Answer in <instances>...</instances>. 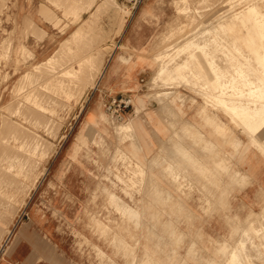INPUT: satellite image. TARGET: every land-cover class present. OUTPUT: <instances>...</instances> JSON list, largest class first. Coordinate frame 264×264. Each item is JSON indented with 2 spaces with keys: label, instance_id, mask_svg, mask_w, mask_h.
<instances>
[{
  "label": "rangeland",
  "instance_id": "rangeland-1",
  "mask_svg": "<svg viewBox=\"0 0 264 264\" xmlns=\"http://www.w3.org/2000/svg\"><path fill=\"white\" fill-rule=\"evenodd\" d=\"M50 1L67 18L68 15L73 16L75 12L81 14L84 11H89L95 0H85L88 2L86 5L78 3L84 0ZM113 1L102 2L94 14H89V18L96 15L99 21L95 20V22L85 24L84 29L88 31L85 33L86 35L82 36L83 33L81 32L79 37L73 39L72 46L81 49L80 52L61 53L50 63L34 69L36 60L31 49L26 45L24 46L22 42L19 43L18 48L15 46L17 33H22L19 30L20 23L17 19L6 17L10 11L9 2L8 0H0V239L3 242V247L0 246V264H27L35 251L32 241L39 244L40 251L43 253V255L36 254L37 264H48L49 260L53 262L56 260L54 264H158L154 261V254L149 248L150 237H145L146 243L142 245L140 240L138 241L133 236V231L145 235L146 231L139 230L140 223L132 222L129 214L125 212L122 214L120 208L109 203L110 194L116 195L120 188L122 191L124 190L123 192L130 193L129 190L136 187L135 177L137 174L129 157L118 151L120 153L118 161L120 163L123 161L122 164L112 168L105 165L106 173L100 176L101 180L96 183L93 181L87 183V191L90 188L92 190L85 198L72 200L66 196V187L62 186V183L66 184V174L56 179L58 170L59 173H63L62 169L65 170L63 160L66 157L68 147L83 125L79 112L83 105H86V102L90 103L93 98L86 97L88 90L94 91L91 90L89 82L91 83L94 79L97 80L104 69L105 65L103 64L98 67L100 65L98 53L104 56L112 51L116 44V38L109 35L119 34L124 25L137 13V10H133L127 0H115L114 3ZM242 1L174 0L169 11L168 18L170 20L163 25L160 38L155 44L154 54L159 65L156 74L164 73V79L156 81L157 83L148 84L145 93L150 97L164 96L168 99L192 97L191 105H198L202 101L206 108L221 112V109H216L214 98L203 99L196 90L198 88L200 90V87L186 84L189 77L182 78L178 74L191 62L201 78L209 84V88L213 91L216 88L214 82H217V79L205 62L206 58L209 59L207 55L210 54H208L210 48H208L209 51H206V46H204L211 45L214 47V43L211 44L210 39L212 37L210 38V36H206L203 40L204 36L201 33L203 27L213 20L214 26L218 25L223 31V33L220 31L221 33L218 35L214 32V41L215 36L217 38L219 36L221 40H218L223 41L222 44L228 46L227 49L235 56L239 57V53L246 54L255 65L261 63L260 56L263 57L264 49H260L259 46L261 44L264 46V40L261 42L259 37H263L264 33H261L259 24L260 21H263L261 25H264V0ZM233 2H237L236 5H233ZM249 3L250 6L254 3L251 7L249 6L250 10H248L249 7L241 10L243 6ZM114 4H117L116 8ZM223 14H228V17L223 22L220 21V25L215 19ZM102 17H107L108 20L106 22L100 21ZM256 18L258 19L256 20ZM124 20L126 21L124 22ZM78 22L79 20L76 18L74 23ZM99 25L102 27L100 28ZM36 29L39 31V28L32 21L25 24L26 35L31 34V32L34 34ZM109 29H112L111 32ZM198 29L200 32L197 31ZM242 29L252 31L254 34L249 35L247 33L245 37L240 34L239 30ZM89 33L91 36H88ZM107 34L109 35L106 36ZM206 39L208 41H205ZM228 43L230 44L228 45ZM190 45L191 47H189ZM199 46H201L200 48L203 47L202 49L205 51L201 50ZM230 46L231 48H229ZM212 51L214 52V49ZM204 52L206 58L203 56ZM95 53L97 56L93 55ZM178 64L179 66H177ZM77 65L79 72L77 70L74 72ZM252 65L248 63L247 69L260 77ZM166 67L168 70L164 69ZM67 71H69L66 73L68 76L64 75ZM29 72L30 74H28ZM87 72L92 74L86 85H83V76ZM228 79L230 81L231 78ZM97 88L96 86L95 90ZM183 90L186 94L181 93ZM83 93L85 99L82 97ZM211 94L214 95V93ZM228 96L230 95H227L226 98L228 102L236 100V97ZM255 98L252 97L254 105H263L262 102L258 103ZM139 103L142 104L140 99ZM253 111L254 108H250L246 111L247 113L241 112L242 116L237 119L239 124L233 123L234 127L246 129L244 121ZM101 118L102 120L106 119L104 114ZM131 126L134 129V126L129 123L121 126L119 130L120 132H129ZM78 140L81 143L85 141L82 130L78 135ZM96 145L100 147L98 144ZM140 172L142 174V171ZM141 177L143 176L141 175ZM57 180L59 183L56 182ZM104 205L112 207L111 209L115 208L120 213V219H116L112 213L104 216V222L102 221L101 224L108 228L107 232H103L102 228H98L99 226L93 221V217L97 216V214H93L94 209ZM252 219L253 217L249 214L246 219L247 226L243 228L242 232L249 230L254 237V232L259 230L264 235L263 224H256L252 228L249 226ZM117 232H120L121 236ZM97 236L103 240L104 246L99 247L96 244ZM119 240L120 242H118ZM218 240L220 241V239ZM258 240L256 237L257 243H259ZM237 245L229 247L228 244L224 243L219 251L222 254L228 252L231 255ZM215 247L218 248L214 245ZM259 248L261 254V249L264 250V243H260ZM202 253L204 257L208 255L210 258L211 247H204ZM214 254H217V251ZM230 255L225 264L230 263ZM252 255L253 263H264V258L261 257L262 261H260L259 255L255 251ZM214 257L212 261H203V264H214Z\"/></svg>",
  "mask_w": 264,
  "mask_h": 264
},
{
  "label": "crops",
  "instance_id": "crops-1",
  "mask_svg": "<svg viewBox=\"0 0 264 264\" xmlns=\"http://www.w3.org/2000/svg\"><path fill=\"white\" fill-rule=\"evenodd\" d=\"M105 1L95 0L89 11L65 18L50 0H8L10 11L6 17L17 19L22 32L17 33L15 46L18 48L22 42L31 49L36 60L34 68L50 63L61 53H78L81 49L72 46L73 39L81 32L82 36L86 35L85 24L99 21L96 15L89 18V14H94ZM78 3L86 5L88 2ZM173 3L174 0H144L121 33L106 35L116 38L115 48L108 55L98 53V67L105 65L104 71L98 88L86 90V97L93 98L79 112L83 125L68 147L63 160L65 170L62 169L63 173L58 170L56 179L66 174V184L61 182L66 187V196L72 200L85 198L92 190L87 191V183L99 182L100 176L106 173L105 165L112 168L122 164L123 161H118L120 151L132 160L137 176L136 187L129 190L130 193L118 190L120 203L124 201L119 206L130 210L126 214L131 216L132 222L140 223L139 230L146 231L145 235L133 231V236L142 245L146 243L145 237H150L149 248L156 263L203 264L216 255L214 264H225L229 253L222 254L221 246L226 243L233 247L238 243L230 255L233 263L229 260V264H255L250 254L255 250L259 259L264 258V250L261 249V254L259 251L264 235L257 230L253 237L249 230H242L247 226L249 214L253 217L249 222L251 228L256 224L264 225V152L256 146L260 143L255 141L254 144L241 128L234 127L230 116L205 108L202 101L193 106L192 97L168 99L145 93L158 71L155 44L163 25L170 20ZM76 18L79 22L75 24ZM107 20V17L100 19ZM31 21L39 31L26 35L24 25ZM239 31L245 37L247 33L254 34L246 29ZM76 70H79L78 65L74 72ZM67 72L64 75L68 76ZM91 74L87 72L83 76V85ZM181 93L186 94L184 90ZM126 98L132 103L127 114L118 117L108 112L112 100ZM129 123L134 129L131 126L129 132H120L119 128ZM81 130L83 143L78 140ZM111 208L99 206L93 214H97L101 222L108 213L120 219V213ZM120 211L125 214L121 208ZM95 242L99 247L104 246L98 236ZM204 247H211L210 258L203 256ZM235 251L238 258L234 256V259Z\"/></svg>",
  "mask_w": 264,
  "mask_h": 264
},
{
  "label": "bare ground",
  "instance_id": "bare-ground-1",
  "mask_svg": "<svg viewBox=\"0 0 264 264\" xmlns=\"http://www.w3.org/2000/svg\"><path fill=\"white\" fill-rule=\"evenodd\" d=\"M244 2H246L245 0H243ZM242 1V2H243ZM115 2V0L113 1V3ZM205 2V1H204ZM230 2V1H229ZM224 3V2H223ZM234 4L233 5H236V3L235 2H233ZM229 4V3H228ZM231 4V3H230ZM239 4H240V2H239ZM254 4V3H253ZM252 4V5H253ZM117 5V4H116ZM115 4H114V7L116 6ZM251 5V6H252ZM119 6V5H118ZM226 7H227V5H225ZM229 6V5H228ZM250 6V3L249 4H247V5H245V6H243L242 8H241V10H244V8H246V7H249ZM250 6V7H251ZM112 7V6H111ZM110 7V8H111ZM201 7V6H200ZM231 7V6H230ZM248 8V10H250L251 8ZM109 8V9H110ZM116 8V7H115ZM120 8V7H119ZM121 9V8H120ZM122 10V9H121ZM117 11V10H116ZM229 11V10H228ZM255 11V10H254ZM119 12V11H118ZM123 12H125V11H123ZM236 12V11H235ZM76 13V12H75ZM129 13V12H128ZM187 13V12H186ZM241 14H242V12H240ZM253 13V12H252ZM118 14V13H117ZM230 14V13H229ZM240 14V15H241ZM239 15V14H238ZM257 15V14H256ZM124 16V15H123ZM231 16H234V15H231ZM231 16H229V17H231ZM251 16V15H250ZM91 17H93V16H91ZM118 17V16H117ZM120 17V16H119ZM125 17V16H124ZM128 17V16H127ZM228 17V14H223V15H221V16H218L215 20L217 21V22H219L218 24H220V21L221 22H223L224 21V19L225 18H227ZM122 18V17H121ZM258 18H259V16H258ZM258 18H256V20L258 19ZM264 18V17H263ZM92 19V18H91ZM253 19H254V17H253ZM126 20H124V22H125ZM123 22V23H124ZM256 22V21H255ZM261 23H263V21H260ZM216 23V22H215ZM261 23L259 24V28L261 29V33H264V25L262 26L261 25ZM217 24V23H216ZM32 25H33V23H32ZM221 25V24H220ZM25 26V25H24ZM28 27H30L29 26V24H28ZM33 27V26H32ZM124 27H125V25H124ZM124 27L122 28V30L124 29ZM258 27V26H257ZM121 28V27H120ZM202 28V27H201ZM200 28V29H201ZM28 29V28H27ZM30 29V28H29ZM223 29V28H222ZM37 30V29H36ZM202 30V29H201ZM262 30H263V32H262ZM15 31V30H14ZM27 31V30H26ZM120 31V30H119ZM197 31H199L200 32V30L198 29ZM221 28L218 26V25H215L214 26V20L212 21V22H210L209 24L207 23L204 27H203V31L201 32L202 34H203V40H204V38L206 37V36H210V40H211V44L212 43H214L213 45H214V47H212L211 45H204V46H206L205 47V49H206V51H209L208 50V48H210V51L208 52V54L209 55H207V56H209V59H207L206 58V53L203 55L204 56V58H206L205 59V62H206V64L208 65V67H209V69L211 70V73L213 74V75H215V77H216V79H217V82H214V84H215V86H216V88L214 89V91L212 90V89H210L209 88V84L207 83V82H205L202 78H201V76H200V74H199V72L191 65V62H190V65H188V66H186V68L184 69H182V70H180L179 71V76L180 77H182V78H184V77H189V78H187L188 80V82L186 83V84H188V85H194V86H198V87H200V90H199V88L198 89H196L197 90V93L201 96V97H203V99H210V98H214V100H216V102H215V105H216V109H221L225 114H227L228 116H230V118H231V120L230 121H232L233 123H236V124H239L238 122H237V119H239V117H241L242 116V114H241V112H245V113H247L246 111H248V110H250V108H254V111H253V113L252 114H250L249 116H248V118L249 117H252V116H255L256 115V113H258L260 110H261V108H264V98H262V95H261V90L262 89H264V83H262V81H264V54H263V52H262V54H263V57L261 58V56H260V59H261V63L260 64H256L255 65V63L253 62V60L249 57V56H247L246 54H241V53H239L240 55H238L239 57H237V56H235L234 54H232L227 48H228V46L226 47V45H224V44H222V42L221 41H219L218 39H220L219 38V36H218V38L215 36V41H214V32H215V34L216 35H218V33H223V31H221ZM31 32V31H30ZM125 32V31H124ZM32 33V32H31ZM39 33V32H38ZM119 33H121V31L119 32ZM196 33H198V32H196ZM260 33V32H259ZM261 33H260V35H261ZM200 34V33H199ZM199 34H197L198 36H199ZM39 35H41V34H39ZM181 35V34H180ZM197 35H194V36H196V37H198ZM219 35H221V34H219ZM31 36V35H30ZM192 36V35H191ZM263 37H259L260 38V40H261V42L264 40V34L262 35ZM32 37V36H31ZM46 37V36H45ZM195 37V38H196ZM220 37H222V36H220ZM38 38H39V36H38ZM185 39H187V37H185ZM184 39V40H185ZM189 39V38H188ZM201 39V38H200ZM208 39V38H207ZM205 40V41H208V40ZM190 40V39H189ZM197 40V39H196ZM195 40V41H196ZM221 40V39H220ZM225 40V39H224ZM176 41H177V39H176ZM202 41V40H201ZM200 41V42H201ZM213 41V42H212ZM178 42V41H177ZM194 43V42H193ZM192 43V44H193ZM197 43V42H196ZM203 43H205V42H203ZM207 43H209V42H207ZM224 43H225V41H224ZM178 44V43H177ZM185 45H186V43H184ZM183 44V45H184ZM200 44V43H199ZM230 43H228V45H229ZM175 45V44H174ZM182 45V46H183ZM194 45H195V43H194ZM175 46H177V45H175ZM193 46V45H192ZM197 46H198V43H197ZM181 47V46H180ZM189 47H191V45L189 46ZM188 47V48H189ZM195 47V46H194ZM201 46H199V48H200ZM242 47H243V45H242ZM115 48V47H114ZM117 48V47H116ZM119 48H120V46H119ZM173 48V47H172ZM196 48V47H195ZM203 48V47H202ZM202 48H200L201 50H204V49H202ZM229 48H231V46L229 47ZM259 48L261 49H264V46L261 44L260 46H259ZM6 49V48H5ZM113 49V48H112ZM169 49V48H168ZM174 49H175V47H174ZM173 49V50H174ZM186 49V48H185ZM190 49V48H189ZM193 49V48H192ZM214 49V52L212 51ZM238 49V48H237ZM170 50V49H169ZM168 50V51H169ZM177 50V49H176ZM175 50V51H176ZM234 50H236V49H234ZM191 51V50H190ZM199 51V50H198ZM205 51V50H204ZM233 51V50H232ZM28 52V51H27ZM182 52H183V50H182ZM195 52V51H194ZM202 52V51H201ZM235 52V51H234ZM24 53V52H23ZM190 53V52H189ZM193 53V52H192ZM203 53V52H202ZM201 53V54H202ZM235 53H237V52H235ZM180 54H181V52H180ZM184 54V53H183ZM163 55H165V54H163ZM166 56V55H165ZM169 56V55H168ZM171 56V55H170ZM179 56V55H178ZM183 57V56H182ZM192 57V56H191ZM173 58H175V57H173ZM180 58V57H179ZM203 58V57H202ZM258 58H259V56H258ZM176 59V58H175ZM174 59V60H175ZM161 60V59H160ZM177 60V59H176ZM175 60V61H176ZM184 60V59H183ZM182 60V61H183ZM204 60V59H203ZM197 61V60H196ZM170 62V61H169ZM174 63H176L177 64V62H174ZM249 63V65L251 64H254V65H252V67L255 69V71H257L256 73H258L259 75H260V77H257L256 75H254V74H252L248 69H247V64ZM165 64H167V63H165ZM170 64V63H169ZM163 65V64H162ZM185 65V64H184ZM199 65V64H198ZM197 65V66H198ZM167 66H168V64H167ZM177 66H179V64L177 65ZM200 66V65H199ZM169 67H172V66H169ZM168 67V68H169ZM37 68V67H36ZM36 68H34V69H36ZM163 68V67H162ZM173 68V67H172ZM250 68V67H249ZM164 69H167V67L166 68H164ZM179 70V68H176V70ZM168 70V69H167ZM172 70V69H171ZM201 70V69H200ZM79 71V70H78ZM101 71V70H100ZM103 71H104V69L101 71V73L99 74V76H98V78H97V80L96 79H94V81H91V83L89 82V84L91 85V89H95L96 88V86H97V84H98V81H99V79H100V77H101V75L103 74ZM203 71V70H202ZM35 72V71H34ZM177 72V71H176ZM201 72V71H200ZM68 73V72H67ZM72 73V72H71ZM170 73V72H169ZM28 74H30V72L28 73ZM167 74V73H166ZM171 74V73H170ZM211 74V75H212ZM71 75H73V73L71 74ZM205 75V74H204ZM204 75H203V77H204ZM28 76V75H27ZM164 73H162V74H156V76H155V78H154V80H153V82L152 83H154V82H156V81H161L162 79H164ZM172 76V75H171ZM209 76V75H208ZM173 78H174V76H173ZM228 78H231L230 79V81H229V79ZM215 79V80H216ZM96 80V81H95ZM177 80V79H176ZM183 80V79H182ZM181 80V81H182ZM185 80H186V78H185ZM184 80V81H185ZM29 83V82H28ZM151 83V82H150ZM151 83V84H152ZM157 83V82H156ZM181 83V82H180ZM213 84V83H212ZM210 85H211V83H210ZM25 86V85H24ZM163 86V85H162ZM212 87V86H211ZM22 88V87H21ZM211 93H214V95L212 96V94ZM164 94V93H163ZM165 94H169V93H165ZM227 95H230V96H228V97H236V100H233V101H230V102H228V99H226L227 98ZM168 96V95H167ZM164 97V96H163ZM252 97L253 98H255V97H257V98H255L257 101H258V103L259 102H262V104L263 105H259V104H257V105H254V103H253V101H252ZM12 104H14V103H12ZM162 104V103H161ZM165 104V103H164ZM194 104V103H193ZM206 108V107H205ZM8 109V108H7ZM10 109V108H9ZM203 109V108H202ZM205 110V109H204ZM203 110V111H204ZM202 112V111H201ZM206 114V113H205ZM19 117V116H18ZM248 118H246L245 119V121H244V123H245V128L246 129H242L243 130V132L242 133H245L246 134V136H249V138H252L253 139V137H252V133H249L248 134V132H250L249 131V129H248V127L246 126L248 123H250V121H249V119ZM5 118H3V121H5L4 120ZM215 119V118H214ZM7 121V120H6ZM215 121H219V119H215ZM14 123V122H13ZM189 123V122H188ZM223 123V122H222ZM222 123H221V125H222ZM231 123V122H230ZM220 124V123H219ZM16 127V126H15ZM224 127V126H223ZM3 128V127H2ZM18 129V128H17ZM19 129H22V128H19ZM222 129V128H221ZM3 130V129H2ZM197 131V130H196ZM262 131H264V130H262ZM198 132V131H197ZM200 134V133H199ZM260 135H261V131H257L256 133H255V137H256V140L255 141H257V142H259V143H261V140L259 139V137H260ZM7 136V135H6ZM229 136V135H228ZM4 137V136H3ZM0 138H1V136H0ZM119 139V138H118ZM230 139V138H229ZM234 139V138H233ZM4 140V139H3ZM3 140H1V141H3ZM206 140V139H205ZM225 141V140H224ZM233 141H235V139L233 140ZM209 142V141H208ZM226 142V141H225ZM196 143H197V139H196ZM210 143V142H209ZM2 145V144H1ZM210 146H211V144H209ZM238 145V144H237ZM37 146H38V144H37ZM212 147H213V145H212ZM2 148V147H1ZM4 148V147H3ZM208 148V147H207ZM210 149H212L211 147H210ZM186 150V149H185ZM176 151V150H175ZM10 152V151H9ZM173 152H174V150H173ZM3 154V153H2ZM176 157V156H175ZM193 157V156H192ZM28 158V157H27ZM129 159V158H128ZM185 159V158H184ZM188 159V158H187ZM194 159V158H193ZM192 159V160H193ZM35 161V160H34ZM26 162V161H25ZM30 162V161H29ZM32 164V163H31ZM226 164V163H225ZM33 167V166H32ZM137 167V166H136ZM38 168H39V166H38ZM220 168V167H219ZM137 169V168H136ZM140 169V168H139ZM138 170V169H137ZM41 175V174H40ZM139 175V174H138ZM38 177H40V176H38ZM3 180V179H2ZM40 180V179H39ZM121 180V179H120ZM36 182V181H35ZM121 182V181H120ZM16 183V182H15ZM38 184V183H37ZM112 184V183H111ZM35 186V185H34ZM152 186V185H151ZM21 187V186H20ZM32 189H33V187H32ZM23 190V189H22ZM28 197V196H27ZM120 201H122L121 199H119L115 194H110V203L111 204H113V205H116V206H119V205H121V204H123L124 203V201L122 202V203H120ZM23 205V204H22ZM125 206V205H124ZM6 207V206H5ZM120 208H121V210L122 211H124L125 213H127V212H130V210H127V209H123L121 206H119ZM130 208V207H129ZM93 221L95 222L94 224H96L97 226H99L98 228H102V230H103V232L105 231V232H107V229L108 228H106V227H104V226H102V224H101V221L97 218V217H93ZM97 228V229H98ZM101 230V231H102ZM110 230V229H109ZM102 232V233H103ZM101 233V232H100ZM101 233V234H102ZM258 233H260L259 231H258ZM7 234H8V231H7ZM104 234V233H103ZM245 235V234H244ZM241 236H243V235H241ZM116 237L114 236V239H115ZM244 238V237H243ZM1 240V247H3V242H2V239H0ZM118 242H120V240L118 241ZM242 242V241H241ZM247 244V243H246ZM253 244V243H252ZM254 244H255V242H254ZM121 245V244H120ZM257 245V244H256ZM114 246V245H113ZM244 247V246H243ZM252 247V246H251ZM254 247V246H253ZM258 247V246H257ZM240 249H242V247L240 248ZM251 249V248H250ZM235 250V249H234ZM118 251V250H117ZM238 251V250H237ZM253 251V250H252ZM255 251V250H254ZM259 251H260V249H259ZM251 252V251H250ZM101 253V252H100ZM234 253V252H233ZM130 254V253H129ZM250 254V253H249ZM102 255V254H101ZM230 255V254H229ZM239 255H240V253H239ZM250 255H252V254H250ZM131 256V255H130ZM234 256H236V251H235V254L234 255H232V257H234ZM133 257V256H132ZM237 257V256H236ZM240 257L241 256H239V261H240ZM238 258V257H237ZM236 258V259H237ZM233 258H231L230 260H232ZM247 260V259H246ZM234 261H236V260H234ZM241 262H242V260H241ZM232 263H233V260H232Z\"/></svg>",
  "mask_w": 264,
  "mask_h": 264
},
{
  "label": "snow or ice",
  "instance_id": "snow-or-ice-1",
  "mask_svg": "<svg viewBox=\"0 0 264 264\" xmlns=\"http://www.w3.org/2000/svg\"><path fill=\"white\" fill-rule=\"evenodd\" d=\"M252 10L254 11V9ZM262 83H264V81H262ZM261 95L262 98H264V89L261 90ZM248 119L250 123H248L246 126L248 127L250 133H252L254 144L256 140L255 133L257 131H261V136L259 138L261 140V143L256 146L259 148L261 152H264V131H262L264 130V108H261V110L258 113H256L255 116L249 117ZM32 243L35 247V251L32 253V258L27 261V264H37L36 254L39 253L40 255H43V253L40 251L39 244H37L35 241H32ZM48 264H54V262L49 260Z\"/></svg>",
  "mask_w": 264,
  "mask_h": 264
},
{
  "label": "built area",
  "instance_id": "built-area-1",
  "mask_svg": "<svg viewBox=\"0 0 264 264\" xmlns=\"http://www.w3.org/2000/svg\"><path fill=\"white\" fill-rule=\"evenodd\" d=\"M143 2L144 0H127V3L133 10H137L143 4ZM131 107L132 103L129 98L115 99L112 100V102L108 105L107 110L118 117H123V115L128 113Z\"/></svg>",
  "mask_w": 264,
  "mask_h": 264
}]
</instances>
